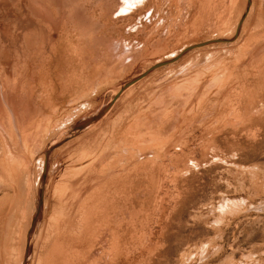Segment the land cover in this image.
Listing matches in <instances>:
<instances>
[{
    "label": "rangeland",
    "instance_id": "rangeland-1",
    "mask_svg": "<svg viewBox=\"0 0 264 264\" xmlns=\"http://www.w3.org/2000/svg\"><path fill=\"white\" fill-rule=\"evenodd\" d=\"M70 1L106 41L62 58L41 96L2 56L0 264L24 263L44 171L27 264H264V0L125 3V17ZM235 35L152 70L45 160L121 85Z\"/></svg>",
    "mask_w": 264,
    "mask_h": 264
},
{
    "label": "bare ground",
    "instance_id": "bare-ground-1",
    "mask_svg": "<svg viewBox=\"0 0 264 264\" xmlns=\"http://www.w3.org/2000/svg\"><path fill=\"white\" fill-rule=\"evenodd\" d=\"M149 1L150 0H98L95 5L98 6L99 4L98 7H100V9L104 11L107 15L117 13L118 16L116 17H125L127 15L126 13L128 12L125 3L133 5L134 8L136 7L133 10V12H135L141 10L146 5H148ZM82 4H75L70 0H16L12 1L10 6H4V3H0V5L4 6L2 8L3 17H5V19H11L9 25L3 23L0 24V85L2 84L4 86L7 84H14V82L7 77L5 64L2 60V56L7 57L10 54L13 73L25 72L26 80L27 82H29V85H38V88L35 89V92L36 95L41 96V90H44L46 77L52 72H58L60 70V60L62 58L67 57L71 60L73 59V56L76 53L80 51L86 53L87 49H90V46L92 47V45L94 46V44L99 46L103 45V43H105L106 41L104 37L99 39L93 37L94 33L98 29V22H94V19L90 16L88 10ZM14 17H16L17 20H15ZM19 23H23L21 29L19 28ZM234 39L226 40L225 43L232 42ZM77 40H82V46L78 47V45H76ZM84 58L85 62L89 64L90 59L88 57ZM172 63H168L166 65ZM52 65L55 68L53 70H51L50 67ZM148 74H146L145 76H147ZM141 76L142 74L133 78L132 80L135 79L136 81L132 82V84L122 89V91L120 92L121 88L126 83H129L132 80L121 85L115 92V96L112 97L108 103L102 106L94 114L83 119L78 125H74L69 131H67V136H63L65 138L56 136L48 144V147L43 151L45 160H47L49 154L53 150H55V148H58L69 139L75 138L85 130L90 129L94 125L99 123L106 116V114L109 112L110 108L117 101V99H119V97L130 87H132L145 77ZM55 77L59 78L60 76L56 74ZM85 80L86 78L82 77L81 80L71 82L69 89L75 92L76 90H78L79 87L78 82L84 83ZM72 91L70 93H72ZM119 92L120 94H118ZM4 120L6 121V119ZM18 160L19 159H17V161ZM23 164L25 163L23 162ZM26 170H28L27 167ZM28 174L29 173L27 172V175ZM44 180L45 171L41 174L39 192L35 196V198L32 199L33 206L31 205L32 216L29 225L30 231L28 234V238L26 237L27 242L23 264H27L30 258V246L32 247L33 243V234L36 225L37 212L42 203V190L44 186Z\"/></svg>",
    "mask_w": 264,
    "mask_h": 264
},
{
    "label": "water",
    "instance_id": "water-1",
    "mask_svg": "<svg viewBox=\"0 0 264 264\" xmlns=\"http://www.w3.org/2000/svg\"><path fill=\"white\" fill-rule=\"evenodd\" d=\"M236 34H237V32H236ZM234 38H236V35L233 37V39H234ZM222 41H223V42H222ZM224 42H226V40H214V41H209V42H205V43H201V44H197V45H193V46H191V47H188V48L184 49L178 57H176V58H174V59H171V60H169V61H166V62H163V63H159V64H156V65L152 66L148 71H146L145 73H143L142 76H145L146 74L150 73L152 70H154V69H156V68H158V67H160V66H164V65H166V64H168V63H172V62L176 61L181 55H183L184 53H186V52H188V51H190V50H192V49H195V48H198V47H202V46H206V45H209V44L224 43ZM142 76H141V77H142ZM134 81H136V80L134 79V80H132L131 82L126 83V84L121 88L120 92L122 91V89H124V88H126L127 86H129L130 84H132V82H134ZM120 92H119L118 94H120Z\"/></svg>",
    "mask_w": 264,
    "mask_h": 264
},
{
    "label": "crops",
    "instance_id": "crops-1",
    "mask_svg": "<svg viewBox=\"0 0 264 264\" xmlns=\"http://www.w3.org/2000/svg\"><path fill=\"white\" fill-rule=\"evenodd\" d=\"M94 127V126H93ZM92 129V128H91ZM76 137H78V136H76ZM75 137V138H76ZM74 139V138H73ZM46 179V178H45ZM43 199V198H42ZM41 205H42V203H41ZM32 206H33V204H32ZM41 207V206H40ZM31 214H32V212H31ZM32 216V215H31ZM30 221H31V219H30ZM29 225H30V223H29Z\"/></svg>",
    "mask_w": 264,
    "mask_h": 264
}]
</instances>
